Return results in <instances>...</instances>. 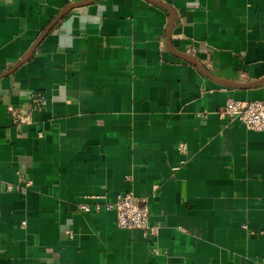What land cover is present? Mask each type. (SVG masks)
<instances>
[{"label": "crops", "instance_id": "1", "mask_svg": "<svg viewBox=\"0 0 264 264\" xmlns=\"http://www.w3.org/2000/svg\"><path fill=\"white\" fill-rule=\"evenodd\" d=\"M157 1L0 0V264H264V0Z\"/></svg>", "mask_w": 264, "mask_h": 264}, {"label": "built area", "instance_id": "2", "mask_svg": "<svg viewBox=\"0 0 264 264\" xmlns=\"http://www.w3.org/2000/svg\"><path fill=\"white\" fill-rule=\"evenodd\" d=\"M34 102L38 107H42L46 104V97L44 95H38ZM218 116L228 123L233 121H240L244 127L252 131H264V102L260 100H238L232 97H228L224 106L216 111ZM15 114V113H14ZM16 118H17V114ZM21 121H28L27 117H21ZM179 149L181 151L186 150L185 144H180ZM31 185L30 181H26L23 184L16 186V190L25 193L27 188ZM0 188H2L0 184ZM4 190L11 191L13 186L7 184L3 186ZM92 196L85 195V201L78 204V209L84 213H99L102 211H111L115 213V223L119 228L124 229H138L143 232L145 236H153L157 232L158 226L151 224L149 221V211L146 206L140 207L136 203V197L132 191H125L117 193L113 200L104 201H88ZM96 199L102 198L101 196H95ZM246 226L244 225L243 228ZM71 236L72 231H67ZM152 254L157 255L160 252L166 254V250H160L157 248L151 249Z\"/></svg>", "mask_w": 264, "mask_h": 264}, {"label": "water", "instance_id": "3", "mask_svg": "<svg viewBox=\"0 0 264 264\" xmlns=\"http://www.w3.org/2000/svg\"><path fill=\"white\" fill-rule=\"evenodd\" d=\"M150 1H153L154 3H157V4H161V5H163L162 3H160L159 1H157V0H150ZM163 6H165L166 7V5H163ZM171 23H172V19H171V21H170V25H171ZM187 59H189L190 61H193L194 63H195V61H194V59L193 58H191V57H188V56H185ZM264 79H262L261 81H263ZM258 82H260V81H258ZM256 84V83H255Z\"/></svg>", "mask_w": 264, "mask_h": 264}]
</instances>
